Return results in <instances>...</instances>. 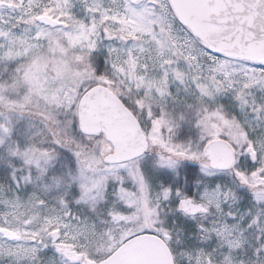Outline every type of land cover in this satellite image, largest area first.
<instances>
[{
  "label": "snow or ice",
  "instance_id": "snow-or-ice-1",
  "mask_svg": "<svg viewBox=\"0 0 264 264\" xmlns=\"http://www.w3.org/2000/svg\"><path fill=\"white\" fill-rule=\"evenodd\" d=\"M0 264H264V0H0Z\"/></svg>",
  "mask_w": 264,
  "mask_h": 264
}]
</instances>
